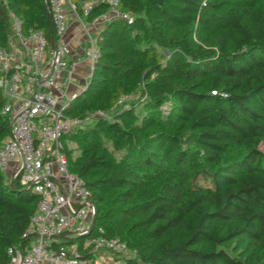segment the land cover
Wrapping results in <instances>:
<instances>
[{"label":"trees","instance_id":"obj_1","mask_svg":"<svg viewBox=\"0 0 264 264\" xmlns=\"http://www.w3.org/2000/svg\"><path fill=\"white\" fill-rule=\"evenodd\" d=\"M86 1L70 0L82 16ZM118 9L131 19L100 30L93 73L66 110L104 114L64 136L97 227L134 249L126 264H264V0H119ZM10 11L55 44L44 0H0V44ZM5 101L0 90V146ZM38 202L0 169V264L29 245ZM85 238L62 235L55 248L83 250Z\"/></svg>","mask_w":264,"mask_h":264},{"label":"built area","instance_id":"obj_2","mask_svg":"<svg viewBox=\"0 0 264 264\" xmlns=\"http://www.w3.org/2000/svg\"><path fill=\"white\" fill-rule=\"evenodd\" d=\"M68 1L44 0L56 34L54 45L42 29L25 27L13 11L9 12L11 30L6 42L0 44V90L6 99L1 113L9 117L11 126L0 146V169L6 173L12 165L10 178L17 176L23 184L32 185L39 197L23 234L30 243L23 250L15 249L8 264H95L101 262L103 254L129 249L120 237L106 236L103 227L95 224L90 229L96 205L84 180L70 170L64 136L90 115L72 117L66 112L71 99L81 92L66 93L75 70V63L67 59L71 52ZM101 2L109 9L90 19L94 31L89 33L85 53L93 68L100 56V30L115 18L131 19L118 9L119 0H88L83 5L84 14ZM74 234L89 237L83 241V250L78 243L55 248L62 235Z\"/></svg>","mask_w":264,"mask_h":264},{"label":"crops","instance_id":"obj_3","mask_svg":"<svg viewBox=\"0 0 264 264\" xmlns=\"http://www.w3.org/2000/svg\"><path fill=\"white\" fill-rule=\"evenodd\" d=\"M69 26L67 31V41L71 49L69 59L75 63V70L73 73V78L71 80L68 96L76 94L79 89L83 88L82 84L87 76H90L92 71L93 62L86 56V50L89 47V33L94 31V27L90 24V19L87 16L76 14L69 10ZM74 82L77 85L73 84ZM8 174V179H10V174L12 173V165L6 172Z\"/></svg>","mask_w":264,"mask_h":264},{"label":"rangeland","instance_id":"obj_4","mask_svg":"<svg viewBox=\"0 0 264 264\" xmlns=\"http://www.w3.org/2000/svg\"><path fill=\"white\" fill-rule=\"evenodd\" d=\"M68 7H69V10H71V12H75L76 14L78 13V11L72 6V3L70 1H68ZM79 14V13H78ZM80 15V14H79ZM86 16V15H85ZM70 17V16H69ZM88 17V16H87ZM68 61L70 60L69 59V56H68ZM93 70L94 68L92 67V71L90 73V76L88 75L87 78L84 80L82 86L83 88L79 89V91H82L86 85L88 84V81L93 73ZM73 84L77 85L76 82H74ZM78 91V92H79ZM77 92V93H78ZM66 93H69V88L66 89ZM74 95V94H73ZM163 109H166L167 108V104L163 105L162 106ZM104 115V114H103ZM103 115H98L96 113H91L90 114V117L84 121V124H86L87 126H93L96 121ZM69 144L71 147L75 148L74 146H76V144L72 143L71 141H69ZM261 148L264 150V142L261 144ZM6 176L8 177V174L6 173ZM9 178V177H8ZM96 228H97V225H96ZM94 233L96 232V229H94ZM89 237L87 236L86 240H88ZM100 257V260H101V255H99ZM135 256V252H134V249L132 247H130L126 252H123V253H120V254H117V255H110V254H103L102 255V260L101 262L103 264H126L125 262V258H129V257H133Z\"/></svg>","mask_w":264,"mask_h":264},{"label":"water","instance_id":"obj_5","mask_svg":"<svg viewBox=\"0 0 264 264\" xmlns=\"http://www.w3.org/2000/svg\"><path fill=\"white\" fill-rule=\"evenodd\" d=\"M83 91V90H82ZM81 91V92H82ZM32 185H29L28 187L31 188ZM96 220H97V210H95V214L93 216V221H92V224H91V227L90 229H92L94 227V225L96 224Z\"/></svg>","mask_w":264,"mask_h":264}]
</instances>
